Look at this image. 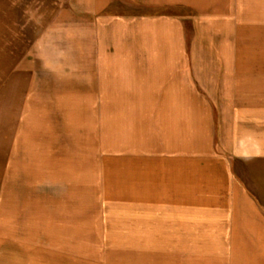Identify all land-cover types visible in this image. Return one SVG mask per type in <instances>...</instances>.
I'll use <instances>...</instances> for the list:
<instances>
[{
  "label": "rangeland",
  "instance_id": "374dc122",
  "mask_svg": "<svg viewBox=\"0 0 264 264\" xmlns=\"http://www.w3.org/2000/svg\"><path fill=\"white\" fill-rule=\"evenodd\" d=\"M263 97L264 0H0V189L65 214L74 197L96 207L93 264H171L174 252L200 264L217 252L158 230L173 172L185 185L194 151L199 188L197 154L217 153L228 116Z\"/></svg>",
  "mask_w": 264,
  "mask_h": 264
},
{
  "label": "crops",
  "instance_id": "0c3cea01",
  "mask_svg": "<svg viewBox=\"0 0 264 264\" xmlns=\"http://www.w3.org/2000/svg\"><path fill=\"white\" fill-rule=\"evenodd\" d=\"M173 34L163 31L164 42L166 38L172 41ZM177 43L176 50L173 43L174 52L170 56L174 63L182 60L181 39ZM171 68V76L178 78V68ZM165 71L162 76H168L167 69ZM115 76L125 77L121 73ZM258 102L264 103V97ZM228 118L234 121L229 122V127L221 128L219 151L211 153L206 148L197 154L202 176V183H197L199 188L195 189L194 169L188 161L192 159L195 164L194 151L190 159H186L185 185L180 184L178 168L174 169L172 201L170 210L165 212H169L170 217L167 222L162 221L164 227L158 230L169 224L172 246L218 247L211 257L198 259L200 264H264V104ZM11 133V149H14L19 132L12 129ZM2 149L1 137L0 165ZM177 160L175 166H178ZM38 175L31 173L28 182L32 183ZM2 180L0 176V183ZM17 190V187L5 190L7 194L0 189V264H93L97 260L92 252L97 242L93 243L92 236L97 235L98 218L88 215L89 211L96 212V207L81 205L82 200L77 206L78 201L73 196L72 212L65 214L58 201L46 200L53 205L49 208L41 207L36 199L22 196L17 200ZM26 191L30 192L29 183L25 184ZM76 197L82 198L81 195ZM194 263L191 255L172 253L171 264Z\"/></svg>",
  "mask_w": 264,
  "mask_h": 264
}]
</instances>
